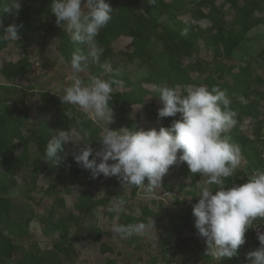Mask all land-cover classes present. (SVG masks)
<instances>
[{"label":"rangeland","instance_id":"rangeland-1","mask_svg":"<svg viewBox=\"0 0 264 264\" xmlns=\"http://www.w3.org/2000/svg\"><path fill=\"white\" fill-rule=\"evenodd\" d=\"M41 1L21 0L18 14H12L4 11L10 0H0V31L10 24L22 25L17 41L0 39V117L8 107L13 109V116L22 117L19 129L24 142L14 141L13 145L15 155L28 156L26 164L22 163L17 170L9 167L4 170L0 163V199L8 200L12 224V231H8L4 221H0V236L9 238L12 246L33 248L39 255L53 251L54 245L65 243V239L74 254L70 259L62 258L59 264H249L246 253L259 247L249 229L236 257L216 260L207 253L206 244L194 227L192 206L198 202L202 188L215 185H208L206 176L190 173L186 163L170 166L161 187L145 192L142 188L123 186L116 177L101 175L92 179L88 171L70 179L58 177L43 160L46 144L58 130L71 133L73 144H65L64 149L67 157H72L71 153L83 146L74 144L87 131L84 120L97 130L98 139L103 134V124L78 106L60 102L58 96L71 84L72 55L61 40L63 36L71 38L65 26L56 24L51 0H44V8ZM152 1L141 0L132 15H147L146 5ZM161 1L169 4L173 0ZM250 1L216 0L213 11L202 0H196L194 6H186L181 12L157 9V24L161 28L174 31L187 28V34L190 26L193 28L191 53L178 58L171 69L166 65V53L171 52L164 45L173 48L175 44H163L153 35L136 57L130 36L112 38L102 28L96 40L104 49L103 54L99 62L90 63L79 75L85 83L92 76L124 82L123 87L113 86L108 101L113 113L109 128L166 127L157 118L161 104L150 91L153 84L167 85L183 95L188 85L210 89L215 81L226 82L231 86L230 107L237 113V123L223 134H230V142L239 146L241 161L235 174L227 178L225 187L246 183L255 170L264 166V0L256 1L255 11L248 13L254 21L248 30H243L240 25L243 21L237 17ZM229 35L236 37L237 44L230 57H226L224 39ZM81 45L86 54V45ZM105 62L110 63L111 72L102 67ZM15 64L22 68L16 77L11 75ZM126 93L132 100L136 97L130 104L118 97ZM169 118L173 121L180 117L177 114ZM1 126L0 140H3L8 129ZM90 146L94 152L101 147ZM2 151L0 145V158L4 156ZM236 173L244 175L239 174L236 179ZM144 183H148L147 179ZM120 199L125 201L122 208L117 207ZM138 222L148 226L143 234L125 239L111 231L113 224ZM6 253L12 256L0 257V264H16L20 259L18 252Z\"/></svg>","mask_w":264,"mask_h":264},{"label":"clouds","instance_id":"clouds-1","mask_svg":"<svg viewBox=\"0 0 264 264\" xmlns=\"http://www.w3.org/2000/svg\"><path fill=\"white\" fill-rule=\"evenodd\" d=\"M50 8L56 24L65 26L71 41L87 47L86 54L79 50L72 53L71 84L58 98L62 104L78 106L91 119L103 124V134L98 139L100 149L93 151L90 140L84 139L90 136L85 131L74 144L83 146L71 153L73 161L88 171L92 179L101 175L116 177L123 186L142 188L145 192L161 187L170 166L186 163L190 173L206 176V183L215 185V188H202L198 202L192 206L194 227L203 238L207 253L216 260L236 257L253 222L264 219V168L255 170L244 184L225 187L227 178L235 174L241 161L239 146L222 135L237 123V113L230 107L232 101L227 91L218 86L209 89L204 85H188L185 94L178 95L175 88L153 84L150 91L161 104L157 109L158 118L177 114L180 118L159 130L110 129L113 113L108 101L113 86L123 87L124 82L92 76L90 82L85 83L79 74L90 63L99 62L104 49L98 45L96 37L112 19L113 9L106 0H51ZM20 9L21 0H10L4 11L18 14ZM20 27L22 25H8L0 31V39L17 41ZM187 32L185 28L180 34L186 36ZM102 67L107 72L112 71L108 62ZM69 142L73 144L71 133L58 130L47 142L43 160L53 168L60 167L67 159L64 145ZM124 204L120 199L117 207L122 208ZM147 227L143 222L113 224L111 231L127 239L143 234ZM151 227L154 228L153 220ZM257 239L259 247L246 253L249 264H264V232H257Z\"/></svg>","mask_w":264,"mask_h":264},{"label":"trees","instance_id":"trees-1","mask_svg":"<svg viewBox=\"0 0 264 264\" xmlns=\"http://www.w3.org/2000/svg\"><path fill=\"white\" fill-rule=\"evenodd\" d=\"M46 1V0H45ZM141 0H106L109 3L110 7L113 9L111 16L112 19L109 23L104 27V34L111 35L112 38H116L118 36H130L133 40L134 48H136V52L134 56L138 57L139 50L143 51V47L149 44L150 39L154 38L163 42V44H175V46H165L170 53H166V65L169 69L174 66V62L178 58L187 57L192 51V42H193V31L190 26V31L186 36H182L180 33L181 31H174L171 29L161 28L157 24V17L156 12L157 9L163 12H169V10H173L174 12H181L186 6H194L196 0H173L172 3L165 4L161 0L153 1L150 4H147V8L149 9L147 15H132V12L136 6L139 5ZM205 6L211 7L212 11L215 8V1L216 0H202ZM258 0H252L247 3V5L239 10L237 14L239 21H243L240 25L242 26L243 30H248L252 25H254V21L248 17V13L255 11L253 10V4L257 3ZM261 1V0H260ZM42 8H44V0L41 1ZM248 9L246 10L245 8ZM252 9V10H249ZM249 10V11H248ZM116 12V13H115ZM245 15V16H244ZM154 35V36H153ZM62 44H66V49L73 53L77 50L80 51L81 54L84 53L85 49L82 48L81 43H73L71 39L66 36L62 37L61 40ZM237 40L236 37L233 35H229L224 39V52L226 57H230L231 52L236 47ZM174 49V50H173ZM22 70L21 65L15 64L12 66L11 75L16 77L19 75V72ZM244 69H241L242 74H244ZM238 77H240L238 75ZM214 86H218L221 90H226L227 95L230 98V89L231 86L223 81H215ZM232 92V91H231ZM120 99H125V103H132L131 101L135 100V96H133L134 100H132L130 94H120L118 96ZM232 104V103H231ZM13 109L6 108L4 113L0 117V123L2 124L3 128L8 129V133L3 140H0V145L3 148L2 153L4 156L0 158V163L4 166V170L8 167L10 169H18L22 167V163L26 164V160H28V156L23 154L22 156L15 155V146L13 145L14 141L24 142L23 134L19 129V121L22 119L20 115L13 116ZM240 115V114H239ZM158 118V117H157ZM164 123H166V127H168L172 119L169 117L160 118ZM84 128L90 133L87 140L89 144L98 145L100 146V142H98L97 130L93 129V126L90 124L89 121L84 120ZM1 126V125H0ZM1 126V127H2ZM226 137L229 142L231 141L232 137L230 134H222ZM231 143V142H230ZM8 168V169H9ZM264 168V166H261ZM258 168V169H261ZM54 172L57 173L58 177H63L66 179H70L76 177L81 172L86 170L79 167L72 159V157H67L66 161L61 164L60 167L54 168ZM87 172V171H86ZM244 175L243 173H236L234 178L237 179L238 175ZM3 187V186H1ZM8 208V200L0 199V221L3 222L4 226L8 229V231H12V224H10V219L8 218L10 213L7 210ZM125 223H128L126 221ZM64 242L58 243L54 245L53 251L46 252L43 254H38V252L33 251V248L29 250H24L23 248L12 246V242L7 237L0 236V257L4 255L10 256L11 253H6L11 250L12 252L15 251L20 255V259L17 261L16 264H59L58 261H61L62 258H69L74 254V250L71 245L66 244ZM6 250V252H4ZM12 256V255H11ZM1 263V262H0ZM109 264H113L109 262Z\"/></svg>","mask_w":264,"mask_h":264},{"label":"built area","instance_id":"built-area-1","mask_svg":"<svg viewBox=\"0 0 264 264\" xmlns=\"http://www.w3.org/2000/svg\"><path fill=\"white\" fill-rule=\"evenodd\" d=\"M257 232H264V219H258L254 221L253 226L249 228V234L251 238L256 242H259L257 239Z\"/></svg>","mask_w":264,"mask_h":264}]
</instances>
